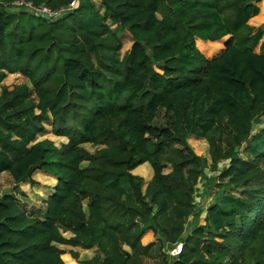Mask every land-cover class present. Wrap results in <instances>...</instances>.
<instances>
[{"label": "trees", "instance_id": "obj_1", "mask_svg": "<svg viewBox=\"0 0 264 264\" xmlns=\"http://www.w3.org/2000/svg\"><path fill=\"white\" fill-rule=\"evenodd\" d=\"M15 1L0 0V86L17 73L31 89L2 86L0 173L57 182L43 212L0 197V264H65L59 245L95 247L84 264H264V128L252 132L264 119V28L247 24L258 0H97L102 12L76 0L51 20ZM120 31L132 42L122 57ZM195 39L223 47L204 57ZM44 124L66 142L37 140ZM220 160L204 224L183 237L195 185ZM144 163L143 190L131 171ZM146 230L163 240L142 245Z\"/></svg>", "mask_w": 264, "mask_h": 264}, {"label": "rangeland", "instance_id": "obj_2", "mask_svg": "<svg viewBox=\"0 0 264 264\" xmlns=\"http://www.w3.org/2000/svg\"><path fill=\"white\" fill-rule=\"evenodd\" d=\"M94 2H95L96 7L98 8V10L100 12H102L101 8L99 7L98 1L94 0ZM254 5H255V7H257L258 12L256 15L251 16L248 19L247 24L254 29L264 28V0H258L257 2H255ZM15 7H19V8H11V9H15L16 11H25L28 13L38 14L35 10L30 9L29 7H27L25 5L16 4ZM107 23H110V20H108ZM111 28L114 30V29H116V26L112 25ZM119 34H120L119 38L122 42V48L120 50V56L122 57L125 54V52L130 49L132 42H131V37H130L128 32L120 31ZM225 38H226V36H225ZM260 41H262V40H260ZM260 41H259V43H260ZM195 42L197 43L196 48L198 49V51L201 54L203 53L205 56H210L218 48L223 47L221 40L209 41V40L195 39L194 43ZM259 43L254 48L255 52H259V50H260L259 49ZM210 58H212V57H210ZM2 86H4L7 91H11L14 88H22V89L25 88L28 90L31 89L29 82L22 75L17 74V73L6 75L4 80L1 82L0 94L2 93ZM44 128L46 129V131L43 132L42 134L38 135L37 140L49 139V140L53 141L56 146H59L61 141H65V139L63 137H57V136H54L53 134H51L48 124H44ZM262 128H264V119L261 123L253 125L252 132L256 133L257 131H259ZM186 141H187L188 145L191 147V149L193 150L195 155L206 157L208 164L211 162L210 157H209V153H208V145L204 139H200V138L193 135V136H191V138L187 137ZM84 147L87 150H89L90 152L95 151V149L97 148V147H92L90 145H85ZM228 163H229L228 160H220V161L216 162V169L215 170H210V168L204 169L203 172H204V175L206 176V178L205 179L201 178L200 180L197 181V183L195 185L194 192H193V202H192L194 213L191 214L186 220V224H185L186 226H185V229L183 232V237H185L186 235H189L196 226L204 224L203 218L205 216V211L214 202L215 197L217 196V192L220 190V188L218 189L217 186H215V184H213L209 180V178L216 177L223 170V168L225 166H228ZM82 165L84 166L85 163ZM169 168H170V166L167 165V167L165 168V171H168ZM131 173L134 175H138V176L142 177L143 182H142L141 186L144 190L147 182L150 180L149 178H150V175L152 173L150 166L148 164L144 163V164L139 165L136 168H134L131 171ZM0 174H1L0 175V197H1L3 194H5L7 192H11V190L15 186L11 180V177L9 176V174L7 172H5L3 174L0 173ZM44 174L36 176V178L37 177L39 178V181L37 183L38 184L37 191L33 193V195H34L33 197L31 196V191L27 190L28 191L27 197L29 198V203L26 202L25 199L24 200L28 205L29 204L35 205V201H36L35 197H37V195H39L37 198L39 201L41 199V195L45 191H48L49 189H52L55 186L54 180L49 177L51 175L46 174L47 175L46 176ZM216 183H218V182H216ZM218 184H220V183H218ZM36 206L40 207L41 203L39 205H36ZM33 207H35V206H33ZM33 209L38 210V208H33ZM63 235H64V237L65 236L68 237L71 234L69 232H65ZM158 239L163 240L159 234L153 233L151 230H148L147 232L145 231L144 234L142 235L141 244L142 245H148L150 243H155ZM177 245H175L173 249L169 250L170 255H174L179 251ZM59 248H61L64 251V253L61 255V259H64V261H68L67 257L64 256L65 253L70 254L71 252L75 251V250L72 251L73 248L71 246H68V245H60ZM74 253L77 254L76 256H78V259L80 260V261L76 260L77 263L84 264L85 261L88 260V258H90L93 255V253L95 255L97 253V251L95 249L91 248V249H87V250H81L78 252L76 251ZM74 258H76V257H74ZM143 260L145 263H146V261L149 262V260L147 258H144Z\"/></svg>", "mask_w": 264, "mask_h": 264}, {"label": "crops", "instance_id": "obj_3", "mask_svg": "<svg viewBox=\"0 0 264 264\" xmlns=\"http://www.w3.org/2000/svg\"><path fill=\"white\" fill-rule=\"evenodd\" d=\"M94 1V0H93ZM97 1V0H96ZM95 3V2H94ZM227 37V36H226ZM224 38V37H223ZM222 39V38H221ZM220 39V40H221ZM58 137V136H57ZM64 138V137H63ZM65 139V138H64ZM64 142H66V139H65V141H61V143H64ZM60 143V144H61ZM147 164V163H146ZM142 165V164H141ZM3 173H5V172H3ZM2 173V174H3ZM44 174V172H42V171H36L34 174H33V178H34V180H35V184H32V185H30L29 183H27V182H23V183H20L19 185H15L14 184V188L11 190V192H7V193H5V194H9V193H12V194H14L24 205H25V209L28 211V210H35V209H33V208H38V209H40L41 208V212H43V201L46 199V197L53 191V189H54V187L52 188V189H49L48 191H45L42 195H41V199L38 201V196L39 195H37V197H35V205L34 204H27L26 202H28L29 203V198L27 197V195H28V191L27 190H30L31 191V196L33 197L34 195H33V193L34 192H36L37 191V187H38V181H39V178L37 177L36 178V176H38V175H43ZM1 175V174H0ZM44 175H46V173L44 174ZM47 176V175H46ZM151 176H152V173H151V175H150V178H151ZM50 178H52L53 180H54V183H55V185H56V182H57V178L56 177H54V176H49ZM149 178V179H150ZM28 188V189H27ZM26 200V202H25V200ZM41 203V206L39 207V206H36V205H39L40 203ZM33 206H35V207H33ZM148 230H146V232H147ZM71 234V233H70ZM71 236V235H70ZM70 236H68V237H66L65 236V238H69ZM60 246V245H59ZM58 246V247H59ZM72 247V246H71ZM73 249H72V251L73 250H75L74 252H78V251H81V250H87V249H81V248H79V247H72ZM91 249V248H90ZM93 249H95L96 250V248L95 247H93ZM77 255V254H76ZM64 256H66L67 257V259H68V261H64V259H62L63 261H64V263L65 264H79V263H77V261L76 260H79L78 259V256H76V258H74V256L72 257L71 256V254H64ZM94 256V253H93V255L90 257V258H92ZM90 258H88V259H90ZM80 261V260H79Z\"/></svg>", "mask_w": 264, "mask_h": 264}, {"label": "built area", "instance_id": "obj_4", "mask_svg": "<svg viewBox=\"0 0 264 264\" xmlns=\"http://www.w3.org/2000/svg\"><path fill=\"white\" fill-rule=\"evenodd\" d=\"M14 3L19 4V5H25V6L29 7L30 9L35 10L38 13L37 14L38 16L51 20V19L56 18L60 15H63L66 11L73 9L74 6L76 5V0H71L67 7H60L56 10H51L50 8H48L44 5L34 6L31 3L23 2L21 0H17ZM177 247L180 250L181 245L178 244Z\"/></svg>", "mask_w": 264, "mask_h": 264}, {"label": "clouds", "instance_id": "obj_5", "mask_svg": "<svg viewBox=\"0 0 264 264\" xmlns=\"http://www.w3.org/2000/svg\"><path fill=\"white\" fill-rule=\"evenodd\" d=\"M181 249V248H180Z\"/></svg>", "mask_w": 264, "mask_h": 264}]
</instances>
